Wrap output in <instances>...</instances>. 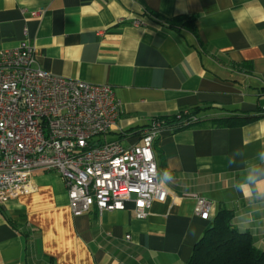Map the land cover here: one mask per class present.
Masks as SVG:
<instances>
[{
	"label": "crops",
	"instance_id": "obj_1",
	"mask_svg": "<svg viewBox=\"0 0 264 264\" xmlns=\"http://www.w3.org/2000/svg\"><path fill=\"white\" fill-rule=\"evenodd\" d=\"M178 16L194 29L165 25ZM22 42L43 70L112 87L121 112L102 142L140 144L186 110L199 122L155 141L168 194L144 220L132 204L75 217L62 178L33 172L30 194L0 204V264H186L221 207L264 250V0H0V49ZM238 118L255 119L223 124Z\"/></svg>",
	"mask_w": 264,
	"mask_h": 264
},
{
	"label": "built area",
	"instance_id": "obj_2",
	"mask_svg": "<svg viewBox=\"0 0 264 264\" xmlns=\"http://www.w3.org/2000/svg\"><path fill=\"white\" fill-rule=\"evenodd\" d=\"M110 85H96L43 70L36 52L22 42L0 49V204L32 192V173H56L64 181L75 217L93 207L124 211L133 205L146 219L167 190L159 181L154 143L167 128L199 122L189 110L178 123L155 120L141 142H102L120 117ZM100 138V139H99ZM212 202L197 198L195 214L209 216Z\"/></svg>",
	"mask_w": 264,
	"mask_h": 264
},
{
	"label": "trees",
	"instance_id": "obj_3",
	"mask_svg": "<svg viewBox=\"0 0 264 264\" xmlns=\"http://www.w3.org/2000/svg\"><path fill=\"white\" fill-rule=\"evenodd\" d=\"M164 23L177 32L183 29H194L193 17L178 16L165 20ZM189 112L194 115L196 111ZM254 119H228L224 120L223 124L227 126L245 125ZM167 120L170 123H178L176 116ZM183 127L185 126H179L178 129ZM234 217L232 210L221 207L211 225L195 245L186 264H264V250L256 245L250 233L242 232L234 225Z\"/></svg>",
	"mask_w": 264,
	"mask_h": 264
},
{
	"label": "clouds",
	"instance_id": "obj_4",
	"mask_svg": "<svg viewBox=\"0 0 264 264\" xmlns=\"http://www.w3.org/2000/svg\"><path fill=\"white\" fill-rule=\"evenodd\" d=\"M262 155H264V152L261 153ZM162 177H163V183H169L173 180V176L171 174V172L165 170L162 173ZM241 191H244L245 188H247V185L242 184L240 185ZM257 191L261 194L264 195V181H261L258 185H257ZM248 195H251V189L248 190Z\"/></svg>",
	"mask_w": 264,
	"mask_h": 264
},
{
	"label": "rangeland",
	"instance_id": "obj_5",
	"mask_svg": "<svg viewBox=\"0 0 264 264\" xmlns=\"http://www.w3.org/2000/svg\"><path fill=\"white\" fill-rule=\"evenodd\" d=\"M100 138H103V136H101ZM100 138H99V139H100Z\"/></svg>",
	"mask_w": 264,
	"mask_h": 264
}]
</instances>
